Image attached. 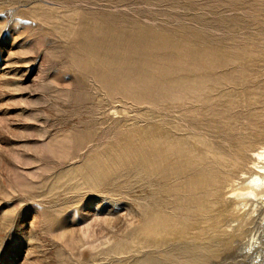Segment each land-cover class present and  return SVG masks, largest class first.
Listing matches in <instances>:
<instances>
[{
  "label": "rangeland",
  "instance_id": "obj_1",
  "mask_svg": "<svg viewBox=\"0 0 264 264\" xmlns=\"http://www.w3.org/2000/svg\"><path fill=\"white\" fill-rule=\"evenodd\" d=\"M262 147L264 0H0V264H264Z\"/></svg>",
  "mask_w": 264,
  "mask_h": 264
},
{
  "label": "bare ground",
  "instance_id": "obj_2",
  "mask_svg": "<svg viewBox=\"0 0 264 264\" xmlns=\"http://www.w3.org/2000/svg\"><path fill=\"white\" fill-rule=\"evenodd\" d=\"M254 154L255 158L246 167L238 161L237 156L234 157V154L225 155V151H221L213 159L214 167L212 168L215 170L212 172L215 173L214 179L216 181L230 177L231 172H239L241 175L239 180L233 179L232 189L228 194L229 198L223 204V208L231 204L233 212L237 215L234 224L238 222V226L232 227L234 234L251 225L253 226L257 222L256 217L259 216L260 211H264V147ZM256 239V236L252 241L250 239L247 246L250 247L251 245L254 250Z\"/></svg>",
  "mask_w": 264,
  "mask_h": 264
}]
</instances>
